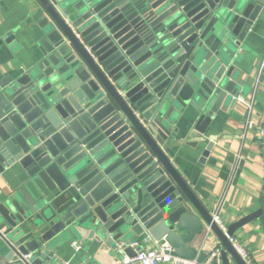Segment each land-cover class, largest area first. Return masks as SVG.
<instances>
[{
  "label": "water",
  "instance_id": "95a60500",
  "mask_svg": "<svg viewBox=\"0 0 264 264\" xmlns=\"http://www.w3.org/2000/svg\"><path fill=\"white\" fill-rule=\"evenodd\" d=\"M37 1L33 62L0 80V175L18 166L24 179L0 203L9 258L39 264L75 242L82 256L141 237L202 262L189 243L206 227L223 264H248L229 237L262 211L224 232L165 144L181 116L206 135L245 94L232 55L264 0Z\"/></svg>",
  "mask_w": 264,
  "mask_h": 264
},
{
  "label": "crops",
  "instance_id": "0c3cea01",
  "mask_svg": "<svg viewBox=\"0 0 264 264\" xmlns=\"http://www.w3.org/2000/svg\"><path fill=\"white\" fill-rule=\"evenodd\" d=\"M41 12L37 0H0V34L13 37L10 43L0 46V80L32 64ZM232 56L231 64L245 82L242 99L230 104L224 101L206 135L196 132L197 135L193 136L195 119L188 122L181 116L174 125V138L167 141L165 147L172 149L169 157L174 166L210 213L221 205V217L227 229L244 217L262 211L238 227L234 236L257 264H264V154L256 130L245 129L246 102L253 101V119L264 124V73L260 72L264 56V19L256 20L245 42ZM194 115L197 118L195 111ZM211 142L214 145L202 161ZM238 154H242V158H238ZM21 175L18 166L0 175V203L23 186ZM180 235L187 236L188 231L184 230ZM135 239L142 240L141 237ZM157 243L149 241L144 247L153 248ZM219 243V239L205 227L189 245L207 256L212 246ZM9 256L10 249L0 243V264H33L30 256L18 259ZM119 257L118 252L111 249L95 255L85 252L81 256L74 254L72 245L56 251L53 261L42 258L39 264H64L68 260L73 264H115ZM231 262L235 264L233 260Z\"/></svg>",
  "mask_w": 264,
  "mask_h": 264
},
{
  "label": "built area",
  "instance_id": "2783aa9c",
  "mask_svg": "<svg viewBox=\"0 0 264 264\" xmlns=\"http://www.w3.org/2000/svg\"><path fill=\"white\" fill-rule=\"evenodd\" d=\"M260 72L264 73V56L260 63ZM242 99V98H241ZM247 104V118L245 123V129H255L257 134V141L261 146V150L264 154V124H258L254 121V103L253 101L246 102ZM238 158H242V154H238ZM221 205L212 213L213 220L218 226L227 232V227L224 224L221 217ZM234 244L240 255L246 260L248 264H257L249 255L248 251L238 242L237 238L233 235L229 237ZM156 247H144L143 241L140 239H134L131 241H121L117 246V252L119 259L115 264H223L221 243L212 246L207 253V257L204 261L200 262L198 259H186L173 254L172 246L165 240L157 241ZM143 246L142 250H138ZM130 247L136 251L135 256H130L126 253L125 249ZM74 254H77L80 250V245L76 242L73 243ZM3 264H15L14 262H6ZM31 264V263H29ZM64 264H73L71 260L65 261ZM94 264H106V263H94Z\"/></svg>",
  "mask_w": 264,
  "mask_h": 264
}]
</instances>
